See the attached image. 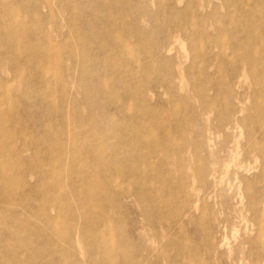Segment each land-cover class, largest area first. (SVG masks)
<instances>
[{
	"label": "bare ground",
	"instance_id": "1",
	"mask_svg": "<svg viewBox=\"0 0 264 264\" xmlns=\"http://www.w3.org/2000/svg\"><path fill=\"white\" fill-rule=\"evenodd\" d=\"M55 1L66 12L65 20L73 42L63 38L55 43L57 37L45 27L47 19L53 20L50 18ZM76 2L81 4L78 13L74 12ZM42 8L50 11L44 14ZM135 10L144 12L131 0H0V59L13 75L11 82L10 79L2 82L0 75V189H26L25 194L17 190L15 195L10 192L5 197L0 196V264H143L140 257L134 259L126 255L135 249L133 240L128 238L129 227L110 218L103 209L99 212V203L103 208L109 203L121 207V197L132 191L148 224L156 218L180 214L179 209L172 211L170 199L179 198V202L182 200L189 208L187 198L180 194L173 198L152 191L164 174L151 160L163 150L180 152L183 149L181 136L174 141V134L184 135L189 132V126L184 119L169 122L167 112L186 117L191 107L147 103L143 83L161 82L171 89L166 84L168 75H172L171 68H160L170 65L168 59H162L166 47L163 38L169 39L171 34L165 25L176 22L177 29L189 32L190 36L200 35L198 26L179 18L193 14L195 7L190 4L184 9L170 10L169 7V13L151 14L155 24L149 29L139 25ZM126 19H130V23ZM248 37L249 34L241 32L230 35L235 42ZM190 43L201 44L196 40ZM72 46L78 52L71 49ZM135 52L143 57L138 62ZM210 52L212 56L206 68L215 69L211 75L194 66L185 71V75L191 83L201 82L210 90L217 85L226 99L228 90L223 71L228 55L225 57L219 39L210 40ZM64 60L71 63L66 70ZM245 60L252 74L256 67L254 60ZM76 69L79 79L77 97L72 101L71 124L79 122L76 110L82 105L90 109V120L85 129L72 133L71 162L66 165L64 145L57 143V137L63 135L62 125L59 122H56L58 126L47 125L58 119L57 112L61 115L60 99L70 81L65 76L70 78ZM19 84L22 94L16 92ZM194 90L197 98L213 108L217 133H227L229 121L218 114V97H206L199 87ZM103 106L111 109L101 114ZM39 109L42 112L35 116ZM115 120L126 121L128 128L117 125ZM246 123V119L237 122L240 126ZM36 129L42 134L38 135ZM81 134L86 136L78 139ZM160 137L166 144L161 149L155 148L154 141ZM17 139L20 146L15 147ZM113 139L117 142L114 148L126 154V160L117 162L104 151L102 145ZM250 147L256 149L255 143ZM76 153H81V162L78 155L75 157ZM86 169L88 172H84ZM25 173L41 178L35 185L27 186L23 179ZM124 173L133 182L118 183L116 177ZM63 174L66 176L62 177ZM112 189H117V193L111 199ZM70 196L80 206L79 219L67 213ZM19 202L23 203L20 208ZM37 202L40 205H34ZM48 211H54L56 216L50 217ZM28 214L33 218H26ZM206 225L204 222L193 230L206 235ZM165 229L178 231L176 235L165 233L166 246L174 253L169 264H203L196 244L182 233V223L170 221ZM184 248L186 252L180 254ZM85 255L87 261L83 262L81 258Z\"/></svg>",
	"mask_w": 264,
	"mask_h": 264
},
{
	"label": "rangeland",
	"instance_id": "2",
	"mask_svg": "<svg viewBox=\"0 0 264 264\" xmlns=\"http://www.w3.org/2000/svg\"><path fill=\"white\" fill-rule=\"evenodd\" d=\"M131 1L144 9L143 13L135 10L136 19L142 29H149L152 24H155L151 14L169 13V7L170 10L171 8L184 9L188 4L195 7L193 14L189 13L179 18L187 20L192 26H198L200 35L190 36L189 32L185 33L179 30L180 28L177 29L176 22H169L165 25L171 33L169 39L161 37L166 46L162 59H168L170 65L167 67L161 65L160 68L163 70L171 68L172 75H168L166 80L167 86L171 89L161 82L155 85L143 83L145 96L149 101L147 103L162 102L168 106L176 103L184 104L182 108L191 107V112L186 117L179 113L167 112L169 122L184 119L189 126V132L184 135L174 134V141H178L181 136L183 149L180 152H163V150L159 156L151 160L158 171L164 174L163 180L159 177L152 191H158L164 196L173 198L180 194L181 197L187 198L189 208L181 203L182 200L179 202V198L170 199L172 211L179 209L180 214L176 217L170 214L166 218H156L148 224L144 220L146 215L134 200L132 191H128L121 197V207L109 203L103 208L102 203H99V212L103 209L110 218L129 227L128 238L133 240L135 249L134 252L126 255L134 259L140 257L143 264H169L174 253L169 251V246H166L165 233L169 235L178 233L176 229H165L170 221L182 223V233L193 242V245L196 244L199 257L203 258V261L201 260L203 264H264V0ZM74 5H77L74 12H80L81 4L76 2ZM47 10L49 9L42 8L44 14ZM51 13L50 19L53 20L49 22L47 19L45 27L53 31L57 37L55 43H60L63 38L73 42V35L70 34L65 20L66 12L59 8L57 1L54 2ZM125 21L130 23L131 20ZM234 32L247 33L250 37L245 41L235 42L230 38L231 33ZM211 39H219L224 55H228V58L225 55L227 60L223 71V81L228 90L226 99L217 85H213L210 90L201 82L191 83L185 75V71L193 66L197 70H204L209 75L215 71V69L206 68V63L212 56ZM148 40L151 41L150 38ZM191 40L201 44L194 46L190 43ZM70 48L78 52L75 47ZM169 48L171 50L166 51ZM134 55L136 62L143 58L137 52ZM245 59L254 60L256 67L252 74L248 71ZM194 61H196L195 64H193ZM123 63L129 64L128 61ZM70 64L69 61L64 60V70L69 68ZM66 73L64 71V75ZM0 75L2 82L13 80L11 69L4 67L1 59ZM78 77L77 69L70 78L65 76L70 81L67 82V92L64 97L59 98L63 108L60 107L58 110H62V113L59 116L57 112L58 119L47 125V127L57 125L56 122L62 125L63 135L57 137V143L64 145L63 155L66 165L71 162L70 143L74 138L72 133L85 129L90 120V109L87 105H82L76 110L79 122L71 124L72 101L77 97ZM195 87H199L206 97H218L220 109L218 114L229 121L230 130L227 133H217L215 128L217 121L214 120L213 108L208 106L205 100L196 97ZM16 92L23 93L20 84ZM24 107L22 104V110ZM110 109L103 106L99 113L109 112ZM41 112L42 109H39L35 112V116H39ZM245 119L247 120L245 125L237 124ZM114 122L128 128L126 121L115 120ZM36 131L38 135L42 134L41 130L36 129ZM85 136L81 134L78 139H83ZM252 143H255L256 149L250 147ZM14 144L15 147L20 146V139H17ZM165 144V140L161 137L154 141L155 148L161 149ZM115 145L117 142L113 139L102 146L106 154H111L115 161L126 160V154L116 151ZM76 156L81 162V153H76ZM30 165L33 163L31 162ZM84 172H88L87 169ZM65 176L66 174L62 177ZM40 178V175L26 173L23 175L27 186L35 185ZM116 179L122 184L129 180L133 182V179L125 173L120 174ZM136 182L140 183V180ZM17 190L23 194L26 193L23 187L19 189L12 187L7 191L0 189V196L5 197L10 192L15 195ZM116 193L117 189L110 191L111 199ZM18 204L19 208L23 205L22 202ZM34 205L38 206L40 203L37 202ZM66 208L69 211L67 213L74 215L76 219L80 218V206L73 197L69 199ZM48 214L50 217L56 216L54 211H48ZM30 217L29 214L26 216L28 219ZM204 222L207 224L208 231L202 236L193 228ZM72 234L73 232L71 236ZM117 234V232L114 233L116 236ZM185 252L186 248L179 253ZM82 258L83 262L87 261L86 255Z\"/></svg>",
	"mask_w": 264,
	"mask_h": 264
}]
</instances>
